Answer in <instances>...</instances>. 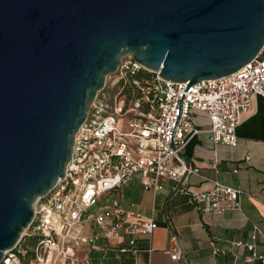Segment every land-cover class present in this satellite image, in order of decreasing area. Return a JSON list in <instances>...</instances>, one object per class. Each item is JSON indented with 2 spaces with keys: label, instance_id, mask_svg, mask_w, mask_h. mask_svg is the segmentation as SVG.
<instances>
[{
  "label": "water",
  "instance_id": "95a60500",
  "mask_svg": "<svg viewBox=\"0 0 264 264\" xmlns=\"http://www.w3.org/2000/svg\"><path fill=\"white\" fill-rule=\"evenodd\" d=\"M263 48L264 0H0V261L122 57L185 92Z\"/></svg>",
  "mask_w": 264,
  "mask_h": 264
},
{
  "label": "built area",
  "instance_id": "2783aa9c",
  "mask_svg": "<svg viewBox=\"0 0 264 264\" xmlns=\"http://www.w3.org/2000/svg\"><path fill=\"white\" fill-rule=\"evenodd\" d=\"M119 62L111 84H118V92L110 100L98 95L105 80L73 136L63 178L37 198L27 234L41 235L44 240L33 260L45 262L55 253L62 264H75V248L89 250L96 241L95 235L82 236L73 230L85 219L95 224L107 242L105 253L112 251L117 259L123 253L133 255L137 238L150 236L154 228L151 216H144L134 204L124 206L121 200L123 187L134 177L153 194L162 190L164 180L171 181L173 189L186 195L202 214L241 207V188L218 180L209 190L187 187L188 175L196 170L179 154L199 133H205L213 145H238L235 131L243 115L252 109L255 97L264 98V48L225 78L194 82L185 92L188 81L160 77L129 54ZM195 112L205 115L206 129L193 125ZM260 235L262 230L256 225L246 242L231 241L230 246L250 252L246 263L264 264L256 245ZM20 239L5 250L0 264H22ZM210 246L213 255L222 252L214 243Z\"/></svg>",
  "mask_w": 264,
  "mask_h": 264
},
{
  "label": "crops",
  "instance_id": "0c3cea01",
  "mask_svg": "<svg viewBox=\"0 0 264 264\" xmlns=\"http://www.w3.org/2000/svg\"><path fill=\"white\" fill-rule=\"evenodd\" d=\"M252 109L243 115L242 124L236 128L238 145L215 144L205 133L195 135L181 150L196 171L189 174L186 186L192 190H209L214 180L241 188L239 209H226L202 214L187 201V196L173 189V183L164 180L162 190L153 194L142 188L138 177L132 178L122 189L124 206L134 204L146 217L151 216L154 228L148 237H138L133 255L121 254L115 258L112 251H103L106 241L99 229L85 219L73 230L78 234L95 235V245L75 248V264H261L246 263L250 252L233 248L231 241L246 242L254 226L258 236L257 251L264 256V98L255 97ZM193 125L206 129L207 119L195 112ZM184 160V159H183ZM185 162V161H184ZM248 193L252 194L248 197ZM214 243L218 254L211 253ZM87 256V258H86ZM48 261L32 260L22 264H62L50 253Z\"/></svg>",
  "mask_w": 264,
  "mask_h": 264
},
{
  "label": "trees",
  "instance_id": "16d2710c",
  "mask_svg": "<svg viewBox=\"0 0 264 264\" xmlns=\"http://www.w3.org/2000/svg\"><path fill=\"white\" fill-rule=\"evenodd\" d=\"M44 238L41 235L24 234L20 239V248L24 250L20 258L22 263H28L30 260L35 259L37 248L42 243Z\"/></svg>",
  "mask_w": 264,
  "mask_h": 264
},
{
  "label": "rangeland",
  "instance_id": "374dc122",
  "mask_svg": "<svg viewBox=\"0 0 264 264\" xmlns=\"http://www.w3.org/2000/svg\"><path fill=\"white\" fill-rule=\"evenodd\" d=\"M113 74V73H112ZM106 85H105V87L98 93V95H104L108 100H110V99H112L113 98V96H114V93L116 92H118V88H119V86H118V84L117 85H111L112 84V82H113V76L112 75H108V76H106ZM38 203V201H37V198H36V200L33 202V208L36 206V204ZM27 233H29V230L28 229H24L23 231H22V234L24 235V234H27Z\"/></svg>",
  "mask_w": 264,
  "mask_h": 264
}]
</instances>
